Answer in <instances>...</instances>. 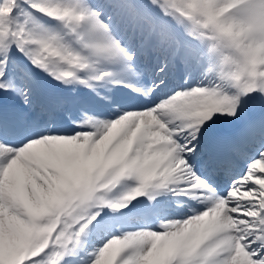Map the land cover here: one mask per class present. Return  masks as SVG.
I'll return each instance as SVG.
<instances>
[{"label": "snow or ice", "instance_id": "snow-or-ice-1", "mask_svg": "<svg viewBox=\"0 0 264 264\" xmlns=\"http://www.w3.org/2000/svg\"><path fill=\"white\" fill-rule=\"evenodd\" d=\"M0 264H264V0H0Z\"/></svg>", "mask_w": 264, "mask_h": 264}]
</instances>
